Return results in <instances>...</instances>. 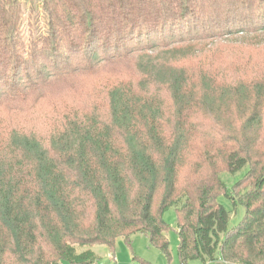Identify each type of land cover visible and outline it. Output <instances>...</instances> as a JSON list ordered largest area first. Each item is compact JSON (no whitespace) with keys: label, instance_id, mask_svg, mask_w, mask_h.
<instances>
[{"label":"trees","instance_id":"1","mask_svg":"<svg viewBox=\"0 0 264 264\" xmlns=\"http://www.w3.org/2000/svg\"><path fill=\"white\" fill-rule=\"evenodd\" d=\"M27 2L0 0V99L63 72L131 76L103 82L106 119L76 108L44 135L0 139V264H95L91 246L138 233L170 260L169 209L179 264H264V72L218 83L193 67L215 32L264 33V0ZM241 171L231 187L219 177Z\"/></svg>","mask_w":264,"mask_h":264},{"label":"rangeland","instance_id":"2","mask_svg":"<svg viewBox=\"0 0 264 264\" xmlns=\"http://www.w3.org/2000/svg\"><path fill=\"white\" fill-rule=\"evenodd\" d=\"M25 11L28 10L27 0H22ZM41 17V16H40ZM44 17V16H43ZM41 17V18H43ZM25 22V18H24ZM217 36H210L205 44L201 46L202 56L194 61V70L199 68L208 70L216 76V81H227L234 83L239 79L251 80L255 75L264 72V33L254 32L238 35L232 32H215ZM212 34V33H210ZM199 52V54H200ZM118 68L107 67L103 73L108 77L103 79H87L80 73L69 72L56 76L48 84V88L39 94H25L22 98L11 97L0 99V139H5L12 130L23 131L44 135L54 124L55 119L69 114L76 108L81 113L92 112L95 110L107 118V101L104 99L103 82L112 76V71L116 73L111 79L131 76L130 70L124 65H116ZM112 70V71H111ZM162 98L166 95L161 93ZM203 116H208L200 114ZM199 116V115H197ZM200 118L205 126L213 125V118ZM224 118V117H223ZM217 124V122H216ZM214 133L221 131L215 127ZM213 129H209L212 131ZM208 131V132H209ZM220 133V132H219ZM264 134V132H263ZM213 148L215 151L226 153L228 148L227 139L223 141L222 136L215 135ZM226 144V145H225ZM193 153V150H191ZM219 160L216 161L218 164ZM221 172V171H220ZM242 171L236 174L219 173L223 182L231 187L242 175ZM194 174L193 169L187 168L181 175V185ZM237 193V192H235ZM234 194V193H233ZM226 202V203H225ZM223 203L224 207L228 204ZM240 209L231 208V221L229 226L236 224L242 217ZM163 220L169 226L166 237L170 247V260H167L162 253L150 245L148 238L142 234H135L130 237V242L118 238L112 250L103 245L91 246L90 250L97 256L95 264H179L177 257L178 236L176 232V214L173 209H169L164 215ZM83 249H78V251ZM62 264H68L63 262ZM188 264H201L199 261H192ZM209 264H222L213 262Z\"/></svg>","mask_w":264,"mask_h":264},{"label":"crops","instance_id":"3","mask_svg":"<svg viewBox=\"0 0 264 264\" xmlns=\"http://www.w3.org/2000/svg\"><path fill=\"white\" fill-rule=\"evenodd\" d=\"M221 263V262H220Z\"/></svg>","mask_w":264,"mask_h":264}]
</instances>
